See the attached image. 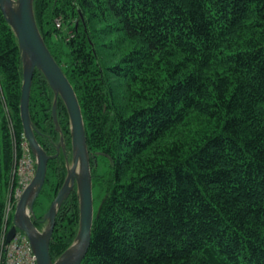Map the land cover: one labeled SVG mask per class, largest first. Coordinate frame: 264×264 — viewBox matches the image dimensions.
Here are the masks:
<instances>
[{
    "label": "trees",
    "instance_id": "1",
    "mask_svg": "<svg viewBox=\"0 0 264 264\" xmlns=\"http://www.w3.org/2000/svg\"><path fill=\"white\" fill-rule=\"evenodd\" d=\"M33 11L83 113L98 207L81 264H264V0H33ZM25 62L0 7V246L27 141ZM29 111L49 157L32 212L44 230L75 150L67 104L39 68ZM80 221L76 181L54 261Z\"/></svg>",
    "mask_w": 264,
    "mask_h": 264
},
{
    "label": "water",
    "instance_id": "2",
    "mask_svg": "<svg viewBox=\"0 0 264 264\" xmlns=\"http://www.w3.org/2000/svg\"><path fill=\"white\" fill-rule=\"evenodd\" d=\"M15 2L16 0H0V7L14 28L26 57L21 116L25 137L36 158V171L32 181L25 187L17 201L14 226L8 231L6 241H10L19 228L26 233L37 255L38 264H81L91 245L95 213L92 173L83 113L74 86L50 52L38 29L33 11V0H17V6H15ZM36 68L45 73L52 87L61 93L67 104L72 122L75 150L74 162L67 179L45 213V218L49 223L44 230L38 229L32 220L34 202L44 185L49 158L36 139L29 111L30 91ZM53 114L56 118V105H54ZM76 181L81 198V221L77 242L54 261L50 253V241L56 223L57 209Z\"/></svg>",
    "mask_w": 264,
    "mask_h": 264
},
{
    "label": "built area",
    "instance_id": "3",
    "mask_svg": "<svg viewBox=\"0 0 264 264\" xmlns=\"http://www.w3.org/2000/svg\"><path fill=\"white\" fill-rule=\"evenodd\" d=\"M56 24L61 26V18H57ZM22 156L16 157V172L18 185L15 196L18 201L25 187L32 181L36 171V158L31 151L28 142L23 144ZM7 233L3 235L0 247V264H38L37 255L26 235L22 230H17L10 241H6ZM3 249V250H2Z\"/></svg>",
    "mask_w": 264,
    "mask_h": 264
},
{
    "label": "rangeland",
    "instance_id": "4",
    "mask_svg": "<svg viewBox=\"0 0 264 264\" xmlns=\"http://www.w3.org/2000/svg\"><path fill=\"white\" fill-rule=\"evenodd\" d=\"M61 20H62V18H61ZM61 26H62V24H61ZM60 26V27H61ZM22 154L23 153H21V154H19V156H22ZM17 155H18V153L16 154V157H17ZM80 169V166L78 167V170ZM14 175L16 176V178H17V182L19 181L18 180V175H17V172H16V158H15V168H14ZM17 185H18V183H17ZM15 192H16V187L14 188V190H13V196L16 198V196H15ZM11 206L9 205V206H7V210H6V219L9 217V212H10V210H9V208H10ZM97 207H98V202L96 201V202H94V209L96 210L97 209ZM8 220V219H7ZM1 247V246H0ZM3 250V249H2Z\"/></svg>",
    "mask_w": 264,
    "mask_h": 264
}]
</instances>
